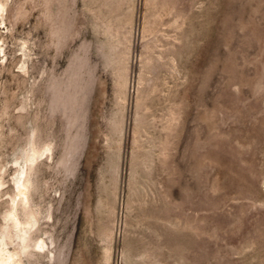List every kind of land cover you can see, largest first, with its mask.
<instances>
[{"label": "rangeland", "instance_id": "1", "mask_svg": "<svg viewBox=\"0 0 264 264\" xmlns=\"http://www.w3.org/2000/svg\"><path fill=\"white\" fill-rule=\"evenodd\" d=\"M2 14L0 239L21 264H264V0ZM33 149L24 252L4 220Z\"/></svg>", "mask_w": 264, "mask_h": 264}, {"label": "bare ground", "instance_id": "2", "mask_svg": "<svg viewBox=\"0 0 264 264\" xmlns=\"http://www.w3.org/2000/svg\"><path fill=\"white\" fill-rule=\"evenodd\" d=\"M6 0H0V17L2 19V13L5 8ZM25 99V98H24ZM24 105V104H23ZM24 107V106H23ZM22 108V106H21ZM37 150L33 149L32 156H25L24 167H22L21 171L19 170V174L14 180L16 194L14 197H11L10 209L5 216V225H11V228L17 232V238L20 243V250L24 252L27 251L29 244V232L30 228L33 224L32 218L30 216V212L28 211L30 208L29 205V193H30V178L29 174L34 166V162L37 159ZM20 165V164H19ZM19 167V166H18ZM2 188V183L0 182V191ZM19 209L25 211L27 216V220L23 221L20 219ZM32 215V214H31ZM36 220V219H35ZM8 228V227H7ZM9 230V228H8ZM6 231V229H5ZM10 231V230H9ZM2 235V234H0ZM7 234L1 238L0 245V264H21L19 254L20 252L13 251L8 247V242L6 240ZM31 240V239H30ZM45 244V243H44ZM38 249L44 247L43 242H38Z\"/></svg>", "mask_w": 264, "mask_h": 264}]
</instances>
